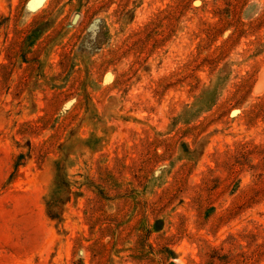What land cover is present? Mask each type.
Segmentation results:
<instances>
[{
  "label": "rangeland",
  "instance_id": "obj_1",
  "mask_svg": "<svg viewBox=\"0 0 264 264\" xmlns=\"http://www.w3.org/2000/svg\"><path fill=\"white\" fill-rule=\"evenodd\" d=\"M0 264H264V0H0Z\"/></svg>",
  "mask_w": 264,
  "mask_h": 264
},
{
  "label": "water",
  "instance_id": "obj_2",
  "mask_svg": "<svg viewBox=\"0 0 264 264\" xmlns=\"http://www.w3.org/2000/svg\"><path fill=\"white\" fill-rule=\"evenodd\" d=\"M76 18H77V15H75V17H74V21L76 20Z\"/></svg>",
  "mask_w": 264,
  "mask_h": 264
}]
</instances>
